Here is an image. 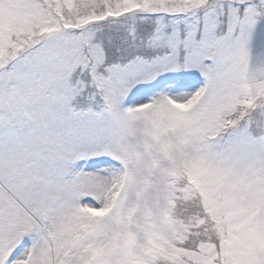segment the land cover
<instances>
[{"label": "snow or ice", "instance_id": "obj_1", "mask_svg": "<svg viewBox=\"0 0 264 264\" xmlns=\"http://www.w3.org/2000/svg\"><path fill=\"white\" fill-rule=\"evenodd\" d=\"M0 264H264V0H0Z\"/></svg>", "mask_w": 264, "mask_h": 264}]
</instances>
